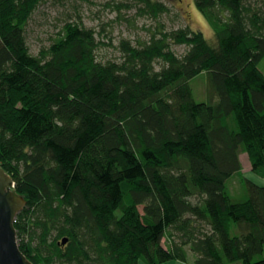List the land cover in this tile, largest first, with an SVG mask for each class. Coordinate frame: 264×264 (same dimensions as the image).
Instances as JSON below:
<instances>
[{
  "label": "trees",
  "instance_id": "obj_1",
  "mask_svg": "<svg viewBox=\"0 0 264 264\" xmlns=\"http://www.w3.org/2000/svg\"><path fill=\"white\" fill-rule=\"evenodd\" d=\"M45 1L0 0V165L27 202L21 251L33 264H264V187L241 162L264 176V0H195L213 39L167 30L164 2L126 0L158 25L122 40L120 61L100 59L82 21L32 54ZM202 74L206 102L191 85Z\"/></svg>",
  "mask_w": 264,
  "mask_h": 264
},
{
  "label": "rangeland",
  "instance_id": "obj_2",
  "mask_svg": "<svg viewBox=\"0 0 264 264\" xmlns=\"http://www.w3.org/2000/svg\"><path fill=\"white\" fill-rule=\"evenodd\" d=\"M164 2L171 10L159 21L166 25L167 30L190 28L202 32L207 39H213V30L202 14L197 10L195 0H155ZM126 0H46L33 14L27 29V41L31 53L38 55L42 48L51 45L53 39L67 22L82 21L88 28H93L98 39L103 42L99 57L103 61H120L122 53L119 45L122 40H149L148 29H155L158 22L151 18L137 17V9L129 10L120 7ZM173 50L181 55L187 51L186 46H173ZM264 74V58L259 63ZM191 85L195 99L206 102L207 77L200 75ZM245 177L259 186L264 187V176L252 172L247 154H241ZM231 193L235 198H245V188L239 178L235 177L230 184ZM140 264H146L141 261Z\"/></svg>",
  "mask_w": 264,
  "mask_h": 264
},
{
  "label": "water",
  "instance_id": "obj_3",
  "mask_svg": "<svg viewBox=\"0 0 264 264\" xmlns=\"http://www.w3.org/2000/svg\"><path fill=\"white\" fill-rule=\"evenodd\" d=\"M14 188V180L0 165V264H33L19 246L15 223L27 202ZM67 243L63 239L60 245Z\"/></svg>",
  "mask_w": 264,
  "mask_h": 264
},
{
  "label": "crops",
  "instance_id": "obj_4",
  "mask_svg": "<svg viewBox=\"0 0 264 264\" xmlns=\"http://www.w3.org/2000/svg\"><path fill=\"white\" fill-rule=\"evenodd\" d=\"M166 264H183V263L172 261V262H168V263H166ZM189 264H193V261L191 260V261L189 262Z\"/></svg>",
  "mask_w": 264,
  "mask_h": 264
}]
</instances>
